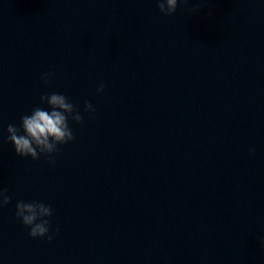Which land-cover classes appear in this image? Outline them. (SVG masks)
Returning a JSON list of instances; mask_svg holds the SVG:
<instances>
[{
  "label": "clouds",
  "instance_id": "obj_1",
  "mask_svg": "<svg viewBox=\"0 0 264 264\" xmlns=\"http://www.w3.org/2000/svg\"><path fill=\"white\" fill-rule=\"evenodd\" d=\"M179 4H186L188 0H156L159 12L165 16H172L177 11ZM190 11H196L192 9ZM52 73L41 75L44 84H48ZM104 84L96 89L97 94L104 91ZM41 103L48 105L47 109L33 108L30 115L21 116L20 127L9 124L7 127V140L14 146L15 153L20 157H31L37 160L41 155H46L50 163H55L54 153L59 152L58 145L67 144L75 140V135L69 127V119L76 124L83 123V116L69 98L62 93L53 92L42 95ZM84 111L94 113L93 105L85 101ZM252 153L255 149H250ZM12 197L8 195L7 188H0V209L11 203ZM16 217L27 228L31 238L53 239L49 235V217L53 215V209L44 203L32 201H18L16 203ZM56 231H59L57 229ZM260 248L264 252V237L260 239Z\"/></svg>",
  "mask_w": 264,
  "mask_h": 264
}]
</instances>
